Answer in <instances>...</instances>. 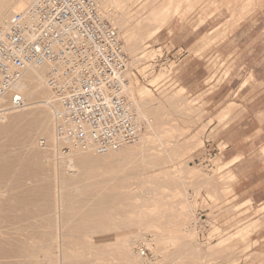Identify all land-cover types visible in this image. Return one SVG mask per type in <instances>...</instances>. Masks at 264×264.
I'll return each mask as SVG.
<instances>
[{"label": "rangeland", "instance_id": "rangeland-1", "mask_svg": "<svg viewBox=\"0 0 264 264\" xmlns=\"http://www.w3.org/2000/svg\"><path fill=\"white\" fill-rule=\"evenodd\" d=\"M95 1L122 39L142 140L113 157L65 145L71 176L66 157L39 145H51L53 121L43 137L34 116L10 123L25 109L7 111L0 170L16 176L0 172V245L48 244L52 264H264V0ZM51 103L40 108L53 120ZM25 169L34 176L19 180ZM41 187L26 212L15 206ZM79 187L87 208L116 217L88 230L86 251L73 236L83 221L63 201ZM43 254L26 262L48 264Z\"/></svg>", "mask_w": 264, "mask_h": 264}, {"label": "built area", "instance_id": "built-area-1", "mask_svg": "<svg viewBox=\"0 0 264 264\" xmlns=\"http://www.w3.org/2000/svg\"><path fill=\"white\" fill-rule=\"evenodd\" d=\"M24 9L0 27V117L23 101L12 94L24 73L46 68L55 103L53 145L97 155L142 140L135 102L125 93L128 57L116 28L95 0H19ZM7 108V109H4Z\"/></svg>", "mask_w": 264, "mask_h": 264}, {"label": "bare ground", "instance_id": "bare-ground-1", "mask_svg": "<svg viewBox=\"0 0 264 264\" xmlns=\"http://www.w3.org/2000/svg\"><path fill=\"white\" fill-rule=\"evenodd\" d=\"M14 1H16L17 3H12L8 0H0V27L4 25L5 21L7 20V17L10 16L11 13L13 14L15 12H19L24 9V4L22 2H20L19 0H14ZM100 11L101 10H99V12ZM45 79H46V68H31L24 73L22 79L15 86L12 94L20 95L23 101V105L21 108L22 110L25 109V111L23 113L15 114L14 116H12V118H10V121H11L10 123H12V121H15L16 119H22L24 116H27V117L34 116L35 119L31 122L30 126H32L31 127L32 130L34 129L35 132H37L39 135L43 137L44 135L46 137V135L48 134L47 132L49 131L51 121H53L52 119L49 118V116H47L46 114H43V111L40 108V106L51 105L52 104L51 102L53 101L51 95H49V97L47 95L48 94L47 92L49 90L45 85ZM139 88L136 89V93L139 97H141L144 91ZM129 90L130 89H129V84H128V87L125 89V93L129 95V92H130L132 95H134V90H130V91ZM24 97L27 99L28 103H24V99H23ZM6 100H7L6 97L2 98L0 96L1 102H5ZM148 106H146L145 102H142V107L148 108ZM42 114L44 115V117L43 116L39 117ZM143 116L144 115L141 113L140 115L141 119L143 118ZM0 119L2 120V122L5 123V119H3V117L2 118L0 117ZM21 132L25 134L23 130ZM51 138H53V135ZM51 142H52L51 144L53 145L54 139L53 140L51 139ZM114 152H118L117 154H123L125 152V149H118V151H109L106 153L107 154L106 156L113 157L115 156L114 154H116ZM55 155L57 159H60V160H62L65 157L67 158L64 161L65 162L64 165L65 164L66 165L65 166L63 165V166L68 170L69 175L71 174V176H74V174L76 173V170L73 167V159L71 158V156L69 157L68 155H66L63 157L60 154H55ZM30 171L28 169H25L24 171H22L19 174V180L21 179L27 180L33 177L34 176L33 171L31 172ZM1 173H2V177L5 179L8 177L13 179L16 176V174H11L10 176H8V173L6 171H2ZM67 180H73V177H69ZM45 189L46 187L44 189L41 187L39 191H37V189L28 190V192L26 191L25 196L21 197L20 200L16 201L15 206L23 210V212L24 210L26 212V210L28 209L30 205L38 203L39 193L42 192L44 195H47V190ZM74 190H75L74 192L67 194L66 197L63 198V201H66L65 203H66L67 217L77 216L79 220L83 221L82 223H75L74 226H78V228L73 229V236L75 237L74 243H76V245H78L80 248L86 251L87 246H88V238H90L92 235V233H90L88 230L91 228H94L96 232H103L105 228H112L114 226L113 225L115 222L114 219H116V217L107 215V211H105V213L100 214L99 211L103 210L100 204H95L91 208H87L86 203H85V197H86L87 191L84 190V188L82 187L76 188ZM61 202H62V197H61ZM29 214H30V211H29ZM28 216H29L28 214H25L22 219L24 220L26 218H29ZM91 217L93 218V221L89 225V223H87V220ZM119 227L121 226L119 225ZM16 236H19V235L16 234ZM51 238L52 236H50L49 234H43V235H39L38 239L45 243V242L50 241ZM13 239L11 242H9V245L11 246V248L5 249V247L3 248L0 245V264H30L26 262L27 259H29L30 261L33 260L38 263L42 255V254L39 255V253H44L42 257L44 261H47L46 263L48 264L53 263L54 260L52 261V250H51L50 245L48 246V244L45 243L47 246H44V245L40 246L41 248L36 247L37 251L34 249L32 251L30 250L29 252H27L28 245L26 246L27 248L26 249L24 248V245H20L21 243L16 242L17 241L16 239L13 241ZM102 244L103 243L101 242L99 245H102ZM43 250H46V251H43ZM126 251H128V247L126 245L123 246L121 250H119V252H122V253Z\"/></svg>", "mask_w": 264, "mask_h": 264}]
</instances>
